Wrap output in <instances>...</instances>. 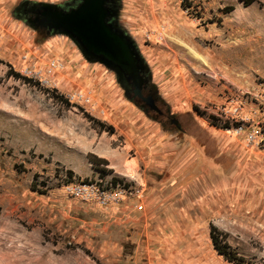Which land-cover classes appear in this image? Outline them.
Listing matches in <instances>:
<instances>
[{"label":"rangeland","instance_id":"1","mask_svg":"<svg viewBox=\"0 0 264 264\" xmlns=\"http://www.w3.org/2000/svg\"><path fill=\"white\" fill-rule=\"evenodd\" d=\"M66 1L0 0V264H264V0H118L158 112L18 17Z\"/></svg>","mask_w":264,"mask_h":264},{"label":"water","instance_id":"2","mask_svg":"<svg viewBox=\"0 0 264 264\" xmlns=\"http://www.w3.org/2000/svg\"><path fill=\"white\" fill-rule=\"evenodd\" d=\"M118 2V0H116ZM105 0H84L77 9L64 14L53 15L49 11L44 15L47 20L55 23L56 29H62V35L69 37L83 54L92 63H99L115 73L116 81L123 89L124 94L129 100L139 98L144 103L141 108L158 112L152 97H142L141 90L138 88L140 79L134 78L135 56L142 64V68L148 74L149 69L141 58L137 48L128 35H115L112 29L105 23V19L116 16L117 10L108 12L104 7ZM54 6V5H44ZM51 8V7H50ZM128 73V76H126ZM136 79V80H135ZM135 88L134 98L128 95V86ZM130 85V86H131Z\"/></svg>","mask_w":264,"mask_h":264},{"label":"flooded vegetation","instance_id":"3","mask_svg":"<svg viewBox=\"0 0 264 264\" xmlns=\"http://www.w3.org/2000/svg\"><path fill=\"white\" fill-rule=\"evenodd\" d=\"M83 2L84 0H69L61 5H54L49 7L44 6L42 4L25 3L18 10V17L27 22L31 27L35 28V30L44 34H61L63 30L56 29L55 23L51 20H47L44 13L48 11L53 15L68 13L73 9H77L79 6L82 5ZM117 6L118 2L116 0H105L104 2V7L107 8L108 12L117 10ZM105 23L108 27L112 29V32L115 35L122 36L123 33L127 35L124 29L121 28V26L117 23L116 18L114 16H108L105 19ZM134 58V66L136 69L132 72L133 80H130V83L134 81V78L140 79L138 82V88L141 90L142 97H152L155 100V88L152 82L150 81L148 74L142 68L141 62L136 56ZM126 76H128V73H126ZM130 85L128 86V95L130 98H134L135 88ZM133 100L137 101L140 106L144 104L139 98H134ZM144 108H147L146 105L144 106Z\"/></svg>","mask_w":264,"mask_h":264},{"label":"trees","instance_id":"4","mask_svg":"<svg viewBox=\"0 0 264 264\" xmlns=\"http://www.w3.org/2000/svg\"><path fill=\"white\" fill-rule=\"evenodd\" d=\"M239 1L242 2L245 6H249V5L257 2V0H239ZM227 9H228L227 11H232L233 10L232 7H229ZM10 73L16 78L23 79L24 81L30 82V80H28L25 77L20 76L19 74L15 73V72H10ZM56 97H58V96H56ZM60 98L62 99V96H60ZM65 103H67V102L65 101ZM80 111L83 113V115L89 121L97 123L98 126L100 127V130L107 131L108 133L112 132L111 126L104 125L102 122H99L95 118H93V117L89 116L88 114L84 113L82 109ZM228 127L229 126H227V125L224 126V128H228ZM89 159H90L91 163L93 164L94 169L98 170L100 172V174H108L110 172V170H104V169L100 168V166L107 165V161L106 160L98 158L94 154H90ZM66 173H67L68 177L73 175L72 171H70V170H67ZM210 237H211V241H212L213 247L217 250V252L219 254H221V255L226 256V250L225 249L227 247V244L226 243H222L221 244V241H223L225 239V235L221 234L220 232H218V230L216 228L211 227ZM230 255L231 256L228 258L229 260H231V259L239 260L238 256H236V254L234 252H231Z\"/></svg>","mask_w":264,"mask_h":264},{"label":"crops","instance_id":"5","mask_svg":"<svg viewBox=\"0 0 264 264\" xmlns=\"http://www.w3.org/2000/svg\"><path fill=\"white\" fill-rule=\"evenodd\" d=\"M197 113L198 114H201V113H199L198 111H197ZM211 122H212V126H214V127H217V128H219L220 127V125L219 124H217L216 123V121L214 120V119H212V118H209V117H207ZM170 122L171 123H173V124H175L176 126L178 125V121H177V119L175 118V117H171L170 118ZM222 127V126H221ZM159 142H161V140H159ZM96 151H97V153L98 154H100V155H104L105 157H106V159H108V160H110L111 161V167L113 168V169H115L118 173H120L121 175H126V176H130V177H133V172H134V161L133 160H128V161H123V159H122V157H119V156H117V155H113V154H110L109 152H107L106 150H105V145L104 144H99L98 145V147H97V149H96ZM96 156V155H95ZM98 157V156H97ZM99 158V157H98ZM101 159H104V158H101ZM106 159H104V160H106ZM201 159V158H200ZM107 161V160H106ZM204 162V160H200V164L201 163H203ZM129 163H133L132 164V170H131V172H129V170H128V167H129ZM107 165H108V162H107ZM106 165V166H107ZM108 170H110V172L108 173V174H112V170L111 169H108ZM132 175H131V174ZM123 175V176H124ZM125 176V177H126ZM112 177H115V176H112ZM114 182H118V178H114Z\"/></svg>","mask_w":264,"mask_h":264},{"label":"built area","instance_id":"6","mask_svg":"<svg viewBox=\"0 0 264 264\" xmlns=\"http://www.w3.org/2000/svg\"><path fill=\"white\" fill-rule=\"evenodd\" d=\"M220 122H221V124H225V122H226V120H219ZM227 126H229L228 124H226ZM225 125V126H226ZM228 128H230V126L228 127ZM241 128H238V130H240ZM117 184V183H116Z\"/></svg>","mask_w":264,"mask_h":264}]
</instances>
